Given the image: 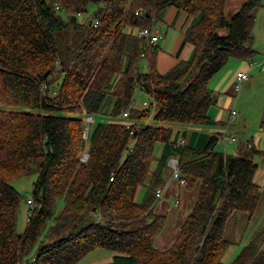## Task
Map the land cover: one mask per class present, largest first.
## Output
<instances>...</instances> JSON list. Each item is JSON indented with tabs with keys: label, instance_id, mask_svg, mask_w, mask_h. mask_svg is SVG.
<instances>
[{
	"label": "trees",
	"instance_id": "16d2710c",
	"mask_svg": "<svg viewBox=\"0 0 264 264\" xmlns=\"http://www.w3.org/2000/svg\"><path fill=\"white\" fill-rule=\"evenodd\" d=\"M90 6L96 11L80 22ZM262 7L247 0L228 18L227 0H0V264H79L97 249L114 254L109 264H225L229 218L258 210L264 191L254 181L255 158L264 154L244 142L236 155L216 152L220 135L202 149L180 146L162 125L209 122L217 103L209 83L230 59L255 55ZM170 8L191 20L182 47L194 52L160 73L157 46L137 32L154 29ZM146 88L151 101L131 111V124L100 123L84 139L88 115L122 118ZM171 157L198 197L172 245L160 250L167 215L155 213L156 192ZM31 174L36 207L19 233L22 196L12 181ZM230 264H264V226Z\"/></svg>",
	"mask_w": 264,
	"mask_h": 264
},
{
	"label": "crops",
	"instance_id": "0c3cea01",
	"mask_svg": "<svg viewBox=\"0 0 264 264\" xmlns=\"http://www.w3.org/2000/svg\"><path fill=\"white\" fill-rule=\"evenodd\" d=\"M241 5L242 4H237V8ZM178 21L180 34L179 37L177 34V43L170 51H167L166 42L162 46L159 45L162 28L153 29L154 32L159 35V41L156 45L158 48L156 67L160 73L168 72L178 63L191 59L193 55L194 46L187 44L182 47L184 33L190 25L191 20L188 19L185 14H178L176 9L170 8L161 22L167 27H173L176 26ZM164 32L165 36L168 37V29ZM253 38L255 55L249 60L237 58L230 59L227 65L210 81L209 88L214 92L217 103L208 112L209 122L207 124L162 125L173 130V140H176L177 144L180 140H184L187 145L202 149L208 143L210 137L220 135V140L215 147L216 152L236 155L239 144L244 142L253 144L264 154V71H261L257 67H250L252 62H258L264 59V0L263 7L258 9L255 14ZM243 71L248 72L250 79L244 83L241 92L237 93L235 90L237 74ZM145 95L148 96V94ZM148 100L149 102H144V107L145 103H150L151 101L149 96ZM233 110L237 112V115L235 120L230 123ZM150 124L151 122H149V125ZM230 137H235L237 141H230ZM163 150V144H159L156 148L155 158L151 167L153 174L159 166ZM255 162L258 165V170L254 181L260 186L261 190L264 191V178L263 180L261 179L264 175V155L256 157ZM162 181L163 186L161 188L164 192L162 199L166 195V198L175 201L177 207L181 206L182 195L183 198L188 194H193L198 197L197 189L189 191L184 186L180 185L178 180L173 178L171 168L168 164L163 171ZM183 188L188 191L186 194H182ZM144 195L145 192L139 193L137 201H142Z\"/></svg>",
	"mask_w": 264,
	"mask_h": 264
},
{
	"label": "rangeland",
	"instance_id": "374dc122",
	"mask_svg": "<svg viewBox=\"0 0 264 264\" xmlns=\"http://www.w3.org/2000/svg\"><path fill=\"white\" fill-rule=\"evenodd\" d=\"M246 1L247 0H227L226 14L228 18L238 9L237 4L238 5L243 4ZM95 11H96V7L90 6L88 14H85L82 17H80L79 21L80 22L86 21L89 17H91L94 14ZM161 28H162V33H160L161 40L159 45L162 46L166 42L167 51H170L171 48L174 47L177 43V39H178L177 34L178 37L180 34L179 21L178 23H176V26L173 27H167L161 21L156 22L154 25V29H161ZM167 29L169 31L168 37L165 36V32H164ZM141 67L144 73L149 71L147 60H143L141 62ZM144 102H149L148 96H146L145 93L142 92L141 90H137L134 94V108L138 110L145 108ZM151 118L148 120L147 124H149V122L153 124ZM94 119L95 122L91 125V136L93 135L95 129L100 123L124 121L128 125L131 124L128 120H126L127 118H123V117L114 119L111 118L110 116L104 118H102L101 116H95ZM263 178L264 175L261 179L263 180ZM35 181H36V175L34 174L12 181L13 187L22 196V202L20 205L19 216H18V227H17L19 233H24L27 226L28 215L30 210L28 206V200L31 199V194L33 191V185ZM141 192L144 193L145 188L140 189L137 198L139 196V193ZM187 192L188 191L183 188L182 194H186ZM196 197H197L196 195L188 194L186 197L183 198L182 195L180 207H177L175 205V201L173 199L169 200V198H166V195L163 199L161 198L158 201V204L155 207V213L161 215L163 214L167 215L166 225L155 243V246L158 249L165 250L169 248V246L173 243V241L179 234L181 230V226L184 223L187 215L192 210L197 199ZM63 207H64V203L60 202L58 204V209H57L58 212L61 211ZM51 224L52 223H50V225ZM263 226H264V193L262 194V198L258 210L255 213L254 217L249 218V216L246 213L238 212L229 218L224 233V237L225 239L231 242V246L225 254L223 260L224 263L225 264L232 263L233 260L239 255L242 248L245 245H247L249 241H251L261 231ZM113 256L114 254L110 251L97 249L92 253H90L88 256H86L79 264H108L112 261Z\"/></svg>",
	"mask_w": 264,
	"mask_h": 264
},
{
	"label": "built area",
	"instance_id": "2783aa9c",
	"mask_svg": "<svg viewBox=\"0 0 264 264\" xmlns=\"http://www.w3.org/2000/svg\"><path fill=\"white\" fill-rule=\"evenodd\" d=\"M141 14H143L142 11H137L136 12V15H141ZM98 24H99V22L96 21L95 22V26H97ZM137 36L139 38L144 39L146 41V43L148 45H151V46H156L158 41H159V35L157 33H155L153 29H141V30L138 31ZM141 57L143 59H145V53H141ZM250 67H257L261 71H264V59L261 60V61H258V62H252L250 64ZM249 79H250V76H249L247 71L239 72L237 74L236 83H235V90H236L237 93L241 92V90L243 89L244 83L247 82ZM146 106H148V103H145V107ZM134 109L135 108H134V103H133V104H131L129 106V108H127L125 111L122 112V117L123 118H128L130 113H131V111L134 110ZM236 115H237V112L233 110L232 113H231L230 123H232L235 120ZM94 117L95 116H93V115H88L86 117L87 127H86L85 132H84V139L85 140L89 139V133H90L91 125L95 122ZM146 124H147V122H146ZM230 141L235 142V141H237V139L235 137H230ZM184 144H185L184 140H180L178 142V145H180V146L184 145ZM89 159H90V155H89V152L86 150V151L83 152V154L81 156V162L82 163H87L89 161ZM168 166L171 168L173 178L178 180L180 185L185 186L186 181H185V179L181 178L180 170H179V160H178V158L177 157H171L168 160ZM163 193L164 192H163L162 188H159L157 190L156 197H157L158 200H160L163 197ZM28 206H29L30 210H33L36 207L35 203L33 202L32 199L28 200ZM33 262H34V260H33Z\"/></svg>",
	"mask_w": 264,
	"mask_h": 264
},
{
	"label": "water",
	"instance_id": "95a60500",
	"mask_svg": "<svg viewBox=\"0 0 264 264\" xmlns=\"http://www.w3.org/2000/svg\"><path fill=\"white\" fill-rule=\"evenodd\" d=\"M73 20L76 21V18H74ZM47 75H49V72L47 73ZM146 92H147V94H149L150 93V90L146 88Z\"/></svg>",
	"mask_w": 264,
	"mask_h": 264
}]
</instances>
